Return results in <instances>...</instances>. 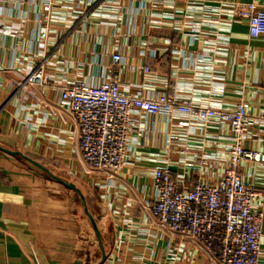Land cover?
I'll return each mask as SVG.
<instances>
[{
    "label": "crops",
    "instance_id": "obj_1",
    "mask_svg": "<svg viewBox=\"0 0 264 264\" xmlns=\"http://www.w3.org/2000/svg\"><path fill=\"white\" fill-rule=\"evenodd\" d=\"M235 3L264 8V0H0V264H212L200 244L157 224L154 171L169 167L177 190L216 184L229 165L230 124L134 109L124 167L94 169L62 91L114 81L131 95L174 93L199 108L245 101L244 147L264 152V37L249 36ZM40 70L46 83L26 81ZM238 173L264 192V164L242 162ZM260 251L264 264V215Z\"/></svg>",
    "mask_w": 264,
    "mask_h": 264
},
{
    "label": "built area",
    "instance_id": "obj_2",
    "mask_svg": "<svg viewBox=\"0 0 264 264\" xmlns=\"http://www.w3.org/2000/svg\"><path fill=\"white\" fill-rule=\"evenodd\" d=\"M52 0H45L51 5ZM232 15L246 22L251 38L264 37V8L255 3H235ZM46 36V34H43ZM113 63L121 56L115 54ZM144 72L150 71L145 65ZM26 81L46 83L42 70ZM80 133L82 159L92 168L114 171L124 167L132 110L147 114L185 115L204 120L220 119L230 124L233 133L229 165L216 183L196 182L192 188L177 190L169 167L154 171L156 198L151 212L157 224L176 239L201 245L212 264H259L264 215V192L248 188L238 173L242 162L264 164V152L244 147L248 127V104L240 101L231 111L199 108L179 102L174 93L149 99L131 95L116 82L92 87L75 82L62 91ZM264 128V117L261 119ZM258 206L259 210L254 211Z\"/></svg>",
    "mask_w": 264,
    "mask_h": 264
},
{
    "label": "water",
    "instance_id": "obj_3",
    "mask_svg": "<svg viewBox=\"0 0 264 264\" xmlns=\"http://www.w3.org/2000/svg\"><path fill=\"white\" fill-rule=\"evenodd\" d=\"M30 161H31L34 165H36L37 167H39L40 169H42V170L48 172L47 169L44 168L42 165L38 164V163L35 162V161H32V160H30ZM51 176H52L53 178L57 179L58 181H61V180H59L57 177H55V176H53V175H51ZM68 186H69L70 188H72V189H75V186H74V185H68ZM93 225H94V228H95L96 232L99 233L98 230H97V228H96V226H95V224H93Z\"/></svg>",
    "mask_w": 264,
    "mask_h": 264
},
{
    "label": "rangeland",
    "instance_id": "obj_4",
    "mask_svg": "<svg viewBox=\"0 0 264 264\" xmlns=\"http://www.w3.org/2000/svg\"><path fill=\"white\" fill-rule=\"evenodd\" d=\"M248 128V127H247Z\"/></svg>",
    "mask_w": 264,
    "mask_h": 264
}]
</instances>
